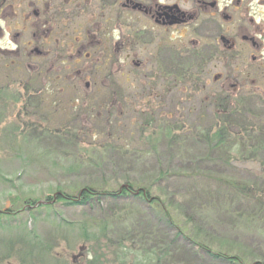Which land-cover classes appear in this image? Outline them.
I'll return each instance as SVG.
<instances>
[{
  "label": "rangeland",
  "instance_id": "obj_1",
  "mask_svg": "<svg viewBox=\"0 0 264 264\" xmlns=\"http://www.w3.org/2000/svg\"><path fill=\"white\" fill-rule=\"evenodd\" d=\"M258 1L253 0L252 35L261 49L250 54L260 60L264 6ZM182 35V29L173 31L167 70L164 63L157 65L164 77L185 69L196 73L197 84L170 78L166 90L155 71L140 75L132 67L123 85L119 74L93 71L62 73L59 86L22 74L10 75L7 87L0 81V264H88L96 254L102 264H120L119 246L120 253L138 256L164 248L168 256L162 264H219L201 255L197 245L175 239L159 211L133 199L38 204L85 187L117 190L127 179L160 199L192 242L264 263V213L227 185L264 190V95L254 89L225 107V118L250 129L241 136L246 140L210 143L205 131L217 113V84H212L217 69L209 75L200 71V56L208 58L203 46L195 55H179ZM248 62L261 68V62ZM106 240L112 241L111 250L97 249ZM126 262L138 264L131 257Z\"/></svg>",
  "mask_w": 264,
  "mask_h": 264
},
{
  "label": "flooded vegetation",
  "instance_id": "obj_2",
  "mask_svg": "<svg viewBox=\"0 0 264 264\" xmlns=\"http://www.w3.org/2000/svg\"><path fill=\"white\" fill-rule=\"evenodd\" d=\"M253 7V0H0V81L7 87L10 75L22 74L59 86L65 72L116 73L124 79L132 67L140 75L155 71L167 90L173 76H161L157 63L167 70L173 31L182 29L179 55H195L201 46L208 50V58L200 56V71L209 75L217 69L212 84L225 103L254 89L264 95V59L250 54L261 49L252 35ZM248 58L261 68L254 69ZM93 82L86 81L85 88Z\"/></svg>",
  "mask_w": 264,
  "mask_h": 264
},
{
  "label": "trees",
  "instance_id": "obj_3",
  "mask_svg": "<svg viewBox=\"0 0 264 264\" xmlns=\"http://www.w3.org/2000/svg\"><path fill=\"white\" fill-rule=\"evenodd\" d=\"M173 79L183 81L185 79H190L194 81L196 84L198 83L197 74L189 73V70L185 69L181 71V74L178 76H174ZM227 103H225L220 97L217 99L215 104V120L212 126L206 129L205 137L210 143H216L217 146H222L226 143H239V139L246 140V136L241 137L243 134L249 132L250 129L235 126L229 121L228 118H225ZM218 117V118H217ZM264 125V122H263ZM227 185L235 191L238 195L245 198V201L251 208L257 209L259 212L264 213V190L257 188L255 186L245 184V183H237V182H227ZM121 199H133L137 201L139 204L145 206L149 209H154L159 211L166 225L175 232V239L182 240L185 244H194L197 245L198 252L201 255L209 258L210 260L217 262L219 264H264L254 261L248 256L243 255H233L230 253H226L222 250L214 251L211 248L201 245L199 243L192 242L185 233V230L180 227L176 219L173 217V213L170 209L164 206L160 199L155 198L151 195L149 189L137 186L133 183V180L127 179L124 185H121L117 190H97L91 187H85L78 191L76 195L66 194L64 192L55 193L51 198L47 197L44 201L45 203H57L62 202L65 205L70 206H92L93 204L102 202V201H118ZM34 207L36 203H31ZM43 205V204H39ZM29 208V207H28ZM103 230L105 228L103 227ZM104 231H102L103 233ZM104 235H102L103 237ZM103 238H106L105 236ZM99 244V241L97 242ZM113 247L112 241L106 240L104 246H98L97 249H106V251H110ZM166 248H168L166 246ZM122 249L120 246L118 247V255L120 258L117 262L120 264H127V258L131 257V263L138 264H162L163 261L168 256L167 250L161 249L157 253H145L143 255H137L127 251V253H120ZM126 249V248H125ZM128 250V249H126ZM164 250V251H163ZM116 252V251H114ZM113 252V253H114ZM104 256V255H103ZM88 264H102L100 256L97 254L92 259V261H88Z\"/></svg>",
  "mask_w": 264,
  "mask_h": 264
},
{
  "label": "water",
  "instance_id": "obj_4",
  "mask_svg": "<svg viewBox=\"0 0 264 264\" xmlns=\"http://www.w3.org/2000/svg\"><path fill=\"white\" fill-rule=\"evenodd\" d=\"M38 204H45L44 202H39Z\"/></svg>",
  "mask_w": 264,
  "mask_h": 264
}]
</instances>
